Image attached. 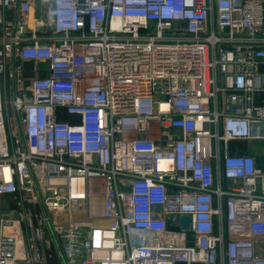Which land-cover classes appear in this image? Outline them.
<instances>
[{"label": "built area", "instance_id": "obj_1", "mask_svg": "<svg viewBox=\"0 0 264 264\" xmlns=\"http://www.w3.org/2000/svg\"><path fill=\"white\" fill-rule=\"evenodd\" d=\"M255 143L264 0H0V264H264Z\"/></svg>", "mask_w": 264, "mask_h": 264}, {"label": "rangeland", "instance_id": "obj_2", "mask_svg": "<svg viewBox=\"0 0 264 264\" xmlns=\"http://www.w3.org/2000/svg\"><path fill=\"white\" fill-rule=\"evenodd\" d=\"M49 3V0H46V4ZM28 65H26L27 67ZM29 69V68H27ZM13 96V95H12ZM11 96V91L10 90H7L5 92V99H6V104H5V114L7 117L11 116L12 115V107H11V103L9 101L10 98H12ZM246 147L248 148H251L252 149H256L258 152H260V154L262 155V150H264V144L262 143H255V144H250V145H246ZM263 156V155H262ZM262 163H264V157H262ZM3 215L7 216L8 215V212H5V211H2L1 212Z\"/></svg>", "mask_w": 264, "mask_h": 264}, {"label": "water", "instance_id": "obj_3", "mask_svg": "<svg viewBox=\"0 0 264 264\" xmlns=\"http://www.w3.org/2000/svg\"><path fill=\"white\" fill-rule=\"evenodd\" d=\"M180 221H181V227L184 230H189L190 217L188 215H183L180 217Z\"/></svg>", "mask_w": 264, "mask_h": 264}, {"label": "crops", "instance_id": "obj_4", "mask_svg": "<svg viewBox=\"0 0 264 264\" xmlns=\"http://www.w3.org/2000/svg\"><path fill=\"white\" fill-rule=\"evenodd\" d=\"M252 150L257 155L259 163H262V155L260 154V152H258L256 149H252ZM190 241L193 242V240H190Z\"/></svg>", "mask_w": 264, "mask_h": 264}]
</instances>
